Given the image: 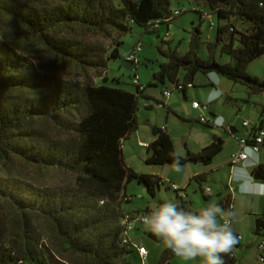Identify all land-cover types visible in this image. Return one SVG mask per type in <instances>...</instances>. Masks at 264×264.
Masks as SVG:
<instances>
[{"label": "trees", "instance_id": "16d2710c", "mask_svg": "<svg viewBox=\"0 0 264 264\" xmlns=\"http://www.w3.org/2000/svg\"><path fill=\"white\" fill-rule=\"evenodd\" d=\"M180 1L0 0V18L41 36L52 52L84 72L102 76L110 70L112 60L121 58L123 42H117L109 54L77 38L61 39L59 31L81 28L123 39L138 26L160 36L164 43L161 28L170 27L177 18L173 4ZM207 2L211 15L217 17V22H211L217 30L215 39L204 42L201 27H195L185 53L179 46L174 48L173 42L167 43V50L160 49L167 63L143 91L135 85V93L105 83L97 85L92 78L61 81L39 73L0 35V202L45 218L52 241L49 244L36 233L30 236L25 223L23 234L0 241V264H131L128 257L136 249L124 244L123 221L133 215L123 209L124 203L130 202L127 188L136 181L156 197L165 185L157 176L129 168L124 160L123 143L138 128L139 103L146 90L167 85L172 94H183L190 86L195 88L199 75L216 73L248 87L251 95L264 93V80L248 73L250 65L264 57V0ZM225 56L228 63H222ZM129 63L136 70L140 64ZM213 64L216 70H210ZM182 71L184 79H180ZM41 124L50 125L57 136L45 133ZM156 130L159 134L148 148V166H185L189 161L211 165L225 149V141L219 139L197 156L183 158L176 153L171 135ZM16 162L47 174H67L72 181L53 186L29 183L12 172L9 165ZM252 177L264 181V164L253 170ZM195 180L205 182L203 176ZM168 189L173 190L171 185ZM174 192L177 203L191 210L181 197L184 190ZM201 192L208 202L207 190L201 188ZM222 207L233 211V198ZM255 233L264 237V214L256 220ZM150 236L160 242L152 233ZM169 254L168 249L160 264H170ZM223 258L225 264H236L234 249Z\"/></svg>", "mask_w": 264, "mask_h": 264}, {"label": "rangeland", "instance_id": "374dc122", "mask_svg": "<svg viewBox=\"0 0 264 264\" xmlns=\"http://www.w3.org/2000/svg\"><path fill=\"white\" fill-rule=\"evenodd\" d=\"M28 3L32 0H27ZM177 9H183L184 12L181 17L175 18L170 27L163 25L161 28L162 37H166L168 32L170 33L168 39L162 42L157 35L147 33L145 29L135 26L133 32L127 37L120 39L116 34L108 35L106 33H96L93 31L84 30L81 28H73L68 31H59L57 37L61 39L77 38L84 42L86 45L99 46L108 51L110 54L115 48H117V42H123L120 47L121 58L112 60L110 62V70L100 76L95 72H84L81 67L73 63L68 59L56 55L49 48L45 40L39 36L32 34L28 29L21 28L15 23L10 22L7 19L0 18V35L1 37L19 54L26 56L33 64L35 70L39 73L47 74L61 81H84L87 78H92L97 85L105 83L112 87H120L130 92H137V87L134 84L135 76H137L141 83L148 86L153 80L156 73L161 69V66L166 62V58L160 53V49L167 50V43H172L173 47L179 46V50L185 53L189 48V41L192 38L195 27H201L204 40L215 39L217 30L216 27H211V22H217V17L211 15L212 12L208 6L207 0H181L173 4V11ZM241 29V28H240ZM141 42L143 45V51L139 53V63L137 70L135 66L128 62L127 57L133 48ZM206 49L202 50V54L205 55ZM248 73L253 77H258L264 80V57L254 61L250 67ZM184 79V78H183ZM198 85L205 83L203 77H199L197 81ZM227 90H232L231 96L233 100L224 98L216 105L220 111V114L225 117L226 120L235 117L238 114L239 118L234 125L240 131L243 132V121H250L251 127H261L264 122V94L260 96L253 95L252 98L249 95L248 87L243 84H235L227 81ZM152 92V91H151ZM202 95L206 92L201 90ZM203 97V96H202ZM141 112L138 114L140 122L143 126L148 125L150 122L153 127H162L166 125L165 115L162 108L158 107L156 103H153L154 110H147L143 107V100L140 99ZM188 104L183 102L179 103L177 108H185ZM212 107H215L212 105ZM211 107V108H212ZM201 112L199 116H201ZM211 116V112L208 113ZM190 119H195L194 115ZM170 131L176 139L177 152L181 155L184 154V142L188 139L189 130L185 132V127L179 120L175 119L173 115H170L168 123ZM39 128L50 136H57L56 131L48 125L41 124ZM197 138V137H195ZM226 147L223 153L216 159L214 167H218L214 174L209 177L208 182L205 184L213 189L212 203L218 201V197L226 191H231L234 194L236 200L235 217L238 222L246 227V231L243 233L245 240L242 241V245L245 243H251L256 240L254 237L252 228H250V222L254 219L251 216L252 207L250 205L251 200L237 197L235 190L236 184L230 176V170L227 164L234 151L237 150V143L232 140H224ZM146 152V151H145ZM261 157L264 164V148L262 150ZM12 172L15 175L22 176L24 180L29 183L36 184L38 186H53L68 184L72 181V177L67 174L52 172L50 174L43 173L35 167H29L20 162L9 165ZM137 167V166H135ZM145 171H156V166H148L145 163L141 165ZM255 167L253 170L257 169ZM189 168L185 166H172L163 167V170L168 171L170 176H163L168 180L164 186L158 191L157 196L153 197L148 193L143 185L138 182L131 183L127 188V196L130 202H125L123 205L124 211L129 214H133L136 217H141L152 206L159 202L171 200L177 202V194L174 190L168 189V184H175L180 189L188 188L190 181ZM5 174V172H3ZM191 199L189 202H193L194 208L199 209L208 205L204 198L201 189L197 184H193L188 189ZM249 205V206H248ZM264 205V202H263ZM29 213H23L19 208L10 202H0V241H8L12 237L18 234H23V226L25 223L29 224V235L40 234L46 238V241L50 244L51 234L48 230V223L45 218L30 216ZM135 230L131 231L128 235L133 242V246L137 249L140 245H146L151 253V260L146 264H155L156 256L159 254L160 245L156 244V241L151 238L150 232L146 231L140 222H136ZM237 256L240 262L245 260V263H251L252 256H248L244 251L239 250ZM128 261L131 264H144L139 256L138 251L129 255ZM173 264H193V261H184L180 257L172 260Z\"/></svg>", "mask_w": 264, "mask_h": 264}, {"label": "crops", "instance_id": "0c3cea01", "mask_svg": "<svg viewBox=\"0 0 264 264\" xmlns=\"http://www.w3.org/2000/svg\"><path fill=\"white\" fill-rule=\"evenodd\" d=\"M158 38H160V36H158ZM204 42L208 43V42H211V40H204ZM229 61L230 59L226 56L222 58V63H228ZM165 63H167V59H166V62H164L163 64ZM185 75L186 73L182 71V73L180 74V79H183ZM199 77H203L205 81L203 85H198L197 81ZM227 81H230V80L225 79L224 77L216 73L199 75L196 78L195 88H192V89L188 88L186 93H183V94L179 93L178 91H173V94L170 97L165 96V92L170 90V87H168L167 85H154L152 87H149L146 90L142 98L143 107L147 110H154L153 103H156V105L162 108L163 110V113L165 115L166 125L162 127H153V125L150 122H148V125L143 126L138 116L137 130L133 132L132 134H130L124 140V143H123L124 160L127 166L140 174L157 176L161 178L165 184L168 183V180L163 178V176H170V173L168 171L163 170V167H168V166H156V171L155 170L145 171L141 167L142 163H145L148 157V148H144L142 144H152L156 140V137L153 134L156 128L165 130L167 133L171 135L172 139L174 140L176 153L183 158H190L188 157L189 154H191V157L197 156L200 152H202L204 148L208 147L214 142H217L219 139H223V140L233 139L238 144L237 142L238 138L249 137L252 134V131L256 126L251 127V128L250 127L245 128L244 127L245 121H243L242 127L244 130L242 133H240L237 127L234 126L236 125L235 123L237 122V119L239 118L238 114H235L234 118L232 117L231 119L226 120L225 117L220 114V111L218 107L216 106L218 102H220L224 98L226 99L224 101L225 103L228 100L234 99L231 96L233 91L226 89L228 85ZM201 90L205 91L206 93L202 95V93H200ZM261 94H264V93H261ZM261 94L255 95V96H260ZM249 95L252 98L253 95L250 94V90H249ZM194 101H200V102L211 101L212 102L211 107L212 105L215 106V107L210 108L212 120L208 124L202 123L200 121L201 119V116H199L200 111L195 110L192 106ZM181 102L188 104V106L185 108H177L176 106H178L179 103ZM141 109L142 108L140 107L138 114L142 111ZM170 115H173L175 119L179 120V122L182 123V125L185 127V130H184L185 132L189 130V135L187 137L188 139H186L184 142L185 150H184L183 155L177 152L176 139L172 133L176 131L169 130L168 123L170 120ZM192 115H194L195 119H190ZM262 128H264V122H263ZM225 147H226V143H225ZM237 147L238 148L236 151H234V153L239 151L240 149L239 145H237ZM261 154L262 152L259 155L251 154V159L248 162L243 163L237 167H232L230 165V161L228 163H225V166L229 164L228 167L230 170L231 179L233 180V183L237 185L236 190H235L237 197H241L239 195L240 183L238 182H241L244 186L250 188L253 192H264V181L255 180L252 177L253 169L263 164V158L261 157ZM216 159L211 165H205L203 163H195L194 161H189L188 164L185 165V167L187 168L192 167V168H189V171H190L189 176L191 179L189 181L188 188L183 189L184 192L181 194V197L187 203V207L193 211L198 210V209L194 208L193 202H189L191 197H190V194L188 193V189L191 186H193L194 183L197 184L200 189L202 188L206 190L207 188H210L209 186H206L205 184L208 182L209 177L213 175L215 170L218 168V167H214ZM199 176H203L205 182H202V183L197 182L195 178ZM212 193H213V189H212V192L209 194L211 199L207 202L208 204L210 202L211 203L213 202ZM230 197L233 198V212L235 213L236 200L234 198V194L230 190L226 191V193L218 197L217 204L224 206L226 204L227 199H229ZM241 198L251 200V203H250L252 207L251 216H253L254 219H252L250 222V226H251L250 228H252V231H253V234L256 240L251 243H245L244 245H242V241L245 240V236L243 233L246 231L245 230L246 227L242 226L238 222V219L234 217L232 218L233 230L235 232V235L242 236L243 240L238 242L237 245L233 249L237 257L236 264H254L257 262L258 254H259L258 246L261 243L262 238H263L261 236L256 235L255 229H256V220L264 214V205H263L264 195L245 196ZM156 244L160 245L161 247L159 248L160 252L158 256H156L155 264H160L161 260L165 257V252L168 249L163 245L161 241L156 242ZM144 246L146 247V245ZM239 250L244 251L248 256L249 255L252 256L253 261H251V263H245V260L243 262H240L237 256V252ZM167 257L169 258L170 264H173L172 260L177 258V256H175L171 251ZM150 260H151V253H150L148 261ZM193 264H200L199 259L193 261Z\"/></svg>", "mask_w": 264, "mask_h": 264}, {"label": "clouds", "instance_id": "9594fccd", "mask_svg": "<svg viewBox=\"0 0 264 264\" xmlns=\"http://www.w3.org/2000/svg\"><path fill=\"white\" fill-rule=\"evenodd\" d=\"M238 183L241 197L264 195ZM234 217L232 210L216 203L193 211L168 200L152 206L140 217V223L184 261L199 259L200 264H225L223 257L238 243L231 222Z\"/></svg>", "mask_w": 264, "mask_h": 264}, {"label": "built area", "instance_id": "2783aa9c", "mask_svg": "<svg viewBox=\"0 0 264 264\" xmlns=\"http://www.w3.org/2000/svg\"><path fill=\"white\" fill-rule=\"evenodd\" d=\"M183 12H184L183 9H177L173 11V16L180 17L183 14ZM212 26H214L213 23H212ZM168 37L169 35L166 36V39H168ZM142 51H143V45L142 43H140L130 52V54L127 57V60L129 62L139 63L138 57H139V53ZM134 84L137 86H141L142 91L145 88L139 78H136V80L134 81ZM191 87L192 86H190L189 88ZM165 96L166 97L172 96V92L171 91L165 92ZM211 104H212L211 101H207V102L194 101L192 104L195 110H198L202 113L201 119H200L202 123L208 124L212 120L211 116H208V113H210ZM250 126H251L250 121L244 122L245 128H249ZM237 142H238L240 149L238 152L234 153L231 156L230 165L232 167H237L243 163L248 162L251 159V154L259 155L262 152L263 147H264V128L256 127L255 131H253L249 137H240L237 139ZM142 146L144 148H149L150 144H142ZM169 185H171L173 190L180 189L175 184H169ZM206 190L209 194L212 192L211 188H207ZM136 222H140V218L136 217L135 215H127L126 219L123 221V225L126 228V237L124 238V244L133 246L128 234L131 231L135 230ZM238 239L241 241L243 240V237L238 236ZM136 250L138 251L142 261L146 263L150 256L149 250L144 245L138 246ZM258 251H259V254H258L257 262H264V237L262 238V241L258 246Z\"/></svg>", "mask_w": 264, "mask_h": 264}, {"label": "water", "instance_id": "95a60500", "mask_svg": "<svg viewBox=\"0 0 264 264\" xmlns=\"http://www.w3.org/2000/svg\"><path fill=\"white\" fill-rule=\"evenodd\" d=\"M210 70H216V65L215 64H213L211 67H210ZM248 82H250V81H248ZM157 129V128H156ZM154 130V132H153V134H154V136L155 137H157L158 136V131L157 130ZM188 157H191V154H189L188 155ZM195 163H197L196 161H194ZM172 166H176V167H178V165H172Z\"/></svg>", "mask_w": 264, "mask_h": 264}]
</instances>
